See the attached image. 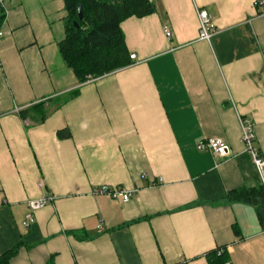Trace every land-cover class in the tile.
I'll use <instances>...</instances> for the list:
<instances>
[{"label": "crops", "instance_id": "obj_1", "mask_svg": "<svg viewBox=\"0 0 264 264\" xmlns=\"http://www.w3.org/2000/svg\"><path fill=\"white\" fill-rule=\"evenodd\" d=\"M121 23L127 67L80 83L60 53L64 0H8L0 40V256L10 264H264L258 208L230 194L261 185L264 13L257 0H151ZM214 28L199 37L197 10ZM172 33L169 39L164 29ZM44 103L46 119L19 112ZM34 111V110H31ZM220 138L223 157L198 151ZM133 192L127 203L94 195ZM53 197L23 227L28 203ZM99 225L103 227L99 231Z\"/></svg>", "mask_w": 264, "mask_h": 264}, {"label": "trees", "instance_id": "obj_2", "mask_svg": "<svg viewBox=\"0 0 264 264\" xmlns=\"http://www.w3.org/2000/svg\"><path fill=\"white\" fill-rule=\"evenodd\" d=\"M66 35L60 43V53L64 62L76 74L80 83L88 78L96 79L127 67L132 61L125 44L121 23L136 17L144 18L155 12L151 0H64ZM82 6L83 19L78 18V8ZM5 10L0 5V27L5 20ZM78 22L79 28L74 26ZM45 104L39 103L32 109L19 112L26 119L30 112L37 115V121L46 119ZM34 110V111H31ZM230 198L243 201L258 208V216L263 223L264 189L242 188ZM19 247L0 256V264H10L18 254ZM209 264H226V252L218 254V249L208 254ZM52 264V263H49Z\"/></svg>", "mask_w": 264, "mask_h": 264}, {"label": "built area", "instance_id": "obj_3", "mask_svg": "<svg viewBox=\"0 0 264 264\" xmlns=\"http://www.w3.org/2000/svg\"><path fill=\"white\" fill-rule=\"evenodd\" d=\"M8 0H0V5L4 8L6 13V4ZM258 8L264 13V0H257ZM198 19H199V38L203 41H210L215 31L211 24V18L209 14L202 9L197 10ZM165 35L167 38L172 37V33L168 28L164 29ZM5 33L2 28H0V40L4 37ZM131 60H135L136 56L131 55ZM241 133H242V142L245 147L246 154L250 157L253 165L257 169L260 178L261 185L264 189V159L260 150L256 147V134L254 128L250 121L242 120L241 121ZM196 148L198 151L209 152L216 157H223L228 152V146L226 142L220 138H205L197 142ZM94 195L106 196L113 200H120L122 203H127L131 200L133 192L128 191L122 187H110V186H99L93 190ZM54 201L53 197H43L38 200H33L28 203L29 213L25 216L23 222V227L29 229L34 223V214L35 212L43 209L47 205L52 204ZM263 224H264V211H263ZM99 231L103 229L99 225ZM226 252V249L219 248L218 254ZM226 264H229L227 262Z\"/></svg>", "mask_w": 264, "mask_h": 264}, {"label": "water", "instance_id": "obj_4", "mask_svg": "<svg viewBox=\"0 0 264 264\" xmlns=\"http://www.w3.org/2000/svg\"><path fill=\"white\" fill-rule=\"evenodd\" d=\"M78 18H79L80 21L83 19V9H82V6H79V8H78ZM74 26L76 28H79L78 22H74Z\"/></svg>", "mask_w": 264, "mask_h": 264}]
</instances>
